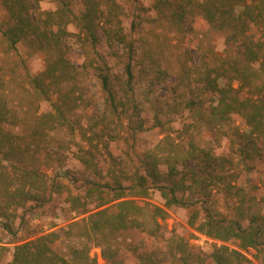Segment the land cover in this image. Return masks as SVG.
Masks as SVG:
<instances>
[{
  "label": "trees",
  "instance_id": "trees-1",
  "mask_svg": "<svg viewBox=\"0 0 264 264\" xmlns=\"http://www.w3.org/2000/svg\"><path fill=\"white\" fill-rule=\"evenodd\" d=\"M58 1L60 6L55 11H40V0H0L13 21L5 29L0 26V34L12 49H16L18 43L30 40L46 53L44 70L30 76V82L39 96L49 99L51 93H56L65 101L52 103L54 111L41 118L52 122L51 129L66 127L73 135L76 129L66 115L64 104L69 102L73 106L76 103L78 97L73 96L72 85L81 83L79 75L88 65L96 71L101 90L106 93L114 112L126 104L119 98L120 89L113 83L106 58L97 51L100 42L98 29L102 20L109 24L107 29H111L106 32L107 43L121 45L129 59L124 69L127 81L122 84L123 89L124 85L133 88V58L139 45L121 30V22L115 17L118 7L115 1H111L108 7L100 0H82L84 10L80 14L75 13L66 0ZM156 8L176 25V31L192 34L198 29L200 18L225 36V53L218 56V63L206 64L200 73L202 97L189 99L186 105L199 120L196 127H206L214 132L216 138L228 140L229 155H218L213 148L200 146L192 134L185 151L177 148L163 157L150 151L140 160L142 170L137 169L133 175H120L122 169H119L117 175H112L113 181L91 182L86 195H69L68 202L73 211L90 214L70 223V229H81V232L79 238L71 240L67 254L54 249L52 245L61 235L50 232L17 244L10 264H100L91 255L93 245L101 249L104 264H163L169 261L243 264L246 256L241 249L253 247L264 250V213L249 215L245 224L242 217H220L205 205L213 188L242 190L233 182L242 170L253 169L247 160H263L259 139L264 136V0H156ZM70 24L75 25L78 33L69 30ZM77 35L91 43L98 62L96 65L89 60L80 70L67 57L69 39ZM110 53L121 58L124 51L112 49ZM156 66L155 74L166 72L161 65ZM7 120L8 113L0 110V162H7V167L13 172L12 177H19L23 182V190L17 195L20 199L23 196L28 200L38 198L26 188L35 182H43L45 175L34 163L28 162L33 155H30L31 144L25 141L24 135L4 129L3 123ZM134 123L136 130L144 128L142 119ZM162 124L160 113H156L155 125ZM34 132L39 134L37 129ZM171 142L173 145L174 141ZM60 152L58 150L55 154L58 166L62 167L63 155ZM90 156L91 153L85 151L80 154V161L86 166L91 165L100 174L101 170ZM112 160L116 162V158ZM237 165L242 169L237 171ZM126 180L129 184L124 185ZM151 188L160 190L165 207L195 209L201 201L206 213L203 217L193 215L190 224L198 232L222 241V244L215 243L208 255L195 253L188 251L182 237L173 234L168 239V250H132L125 255L121 251V235L140 231L157 237L162 221L169 215L164 207L143 200ZM125 190H129L132 197H127ZM197 194L202 197H196ZM241 209V216H245ZM5 227L9 228L8 225ZM231 240L237 241L238 245L231 247L228 244ZM3 249L6 248L0 245V264H4Z\"/></svg>",
  "mask_w": 264,
  "mask_h": 264
},
{
  "label": "rangeland",
  "instance_id": "rangeland-1",
  "mask_svg": "<svg viewBox=\"0 0 264 264\" xmlns=\"http://www.w3.org/2000/svg\"><path fill=\"white\" fill-rule=\"evenodd\" d=\"M66 1L75 13L80 14L84 10L82 0ZM100 1L108 7L111 1L117 3L115 17L121 22V30L139 45L133 58V88L125 85L122 88L127 81L124 69L129 59L121 45L107 43L106 32L111 29H107L109 24L102 20L98 29L100 42L97 51L106 58L113 83L120 89L119 98L126 104L120 105L118 112H114L106 93L101 90L96 71L88 65L79 75L81 83L72 85L73 96L78 97L76 103L73 106L69 102L64 104L66 115L76 129L73 135L66 127L51 129L52 122L41 118L54 111L52 103L65 101L56 93H51L49 99L39 96L30 82V76L44 70L46 53L30 40L20 42L16 49H12L0 34V110L8 113L3 127L7 132L24 135L25 141L31 144L30 155H33L28 162L34 163L45 175L43 182L40 180L32 187H25L38 198L28 200L23 196L20 199L17 195L18 191L23 190V182L19 177H12L13 172L7 167V162H0V245L6 248L3 249L4 264L11 263L17 244L50 232L61 235L52 245L54 249L67 254L71 240L79 238L81 232V229H70V223L90 214L73 211L68 202L69 195H86L88 183L91 182L113 181L111 178L119 173V169H122L120 175H133L137 169L142 170L140 160L150 151L159 157L177 148L185 151L192 134L200 146L211 147L218 155L230 153L225 137L216 138L210 129L195 126L199 120L186 105L189 99L202 97L203 83L199 77L205 65L218 63V56L225 53L227 45L223 32L210 27L200 18L197 21L198 29L195 28L192 34L176 31V25L156 8V0ZM58 6V0H40L39 3L40 11H55ZM12 23L0 4V26L5 29ZM68 28L78 33L74 24ZM68 45L67 57L80 70L89 60L95 65L98 63L87 39L73 36ZM112 49L124 51L123 57L111 54ZM156 63L166 71L164 74H155ZM156 113H160L162 125H155ZM140 119L144 121V128L136 130L134 121ZM35 129L39 131L38 135ZM171 141H174L173 145ZM259 145L263 160H247L253 169L242 170L233 182L242 190L213 188L210 192L205 205L210 207L213 214L227 218L242 217L247 224L249 215L264 213V136L259 139ZM58 150L63 155L62 167L58 166L55 154ZM85 151L91 153L90 157L101 170L100 174L91 165L86 166L80 161V154ZM113 158H116V162H113ZM234 158L238 159L237 156ZM161 168L166 169L165 166ZM240 169L242 166L237 165L236 170ZM127 184L128 180L124 182V185ZM131 195L128 193L127 197ZM196 197L202 196L197 194ZM143 200L164 207L169 215L162 221L157 237L140 231L121 235V251L125 255L132 250H168V239L173 234L182 237L188 251L195 253L208 255L215 243L222 244V241L198 232L190 224L193 215L203 217L206 213L201 201L195 205V209L165 207V199L156 188H151ZM88 206L92 207L90 204ZM240 209L245 216H241ZM228 244L236 247L238 242L231 240ZM241 250L246 256L243 264H264V250L253 247ZM91 255L100 264L105 263L99 247L93 245ZM163 264L181 263L169 261Z\"/></svg>",
  "mask_w": 264,
  "mask_h": 264
}]
</instances>
